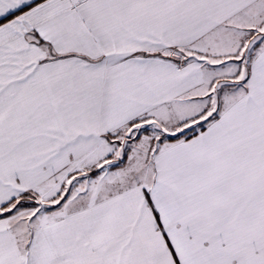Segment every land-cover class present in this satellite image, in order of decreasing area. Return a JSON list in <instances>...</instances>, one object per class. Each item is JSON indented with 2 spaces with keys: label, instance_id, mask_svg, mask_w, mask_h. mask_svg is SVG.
<instances>
[{
  "label": "snow or ice",
  "instance_id": "1",
  "mask_svg": "<svg viewBox=\"0 0 264 264\" xmlns=\"http://www.w3.org/2000/svg\"><path fill=\"white\" fill-rule=\"evenodd\" d=\"M0 264H264V0H0Z\"/></svg>",
  "mask_w": 264,
  "mask_h": 264
}]
</instances>
